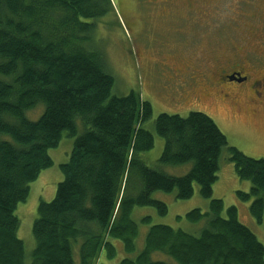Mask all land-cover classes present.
Listing matches in <instances>:
<instances>
[{
  "label": "trees",
  "instance_id": "trees-1",
  "mask_svg": "<svg viewBox=\"0 0 264 264\" xmlns=\"http://www.w3.org/2000/svg\"><path fill=\"white\" fill-rule=\"evenodd\" d=\"M113 11L112 0H0V264H27L16 211L28 200L30 184L54 165L48 151L65 133L74 139L73 149L60 165L64 180L55 198L40 201L29 264H77L74 245L78 264H96L104 251L114 259L115 241L134 253L135 208L154 207L165 215L167 204L153 194L176 191L185 200L194 195L195 184L210 200L209 210L193 209L186 218L206 220L202 230L190 234L153 225L142 251L120 264H169L153 260L155 252L177 264H264V245L241 222L239 208L230 206L223 216V200L213 198L226 151L238 178L251 182L249 192L237 191L238 198L253 200L251 214L262 222L264 158L232 146L206 113H161L154 120L165 140L159 162L192 166L180 177L151 167L144 157L155 146L145 128L153 116L151 103L135 92L114 95L116 80L104 54L88 48L98 19ZM40 103L44 111L29 120L26 112Z\"/></svg>",
  "mask_w": 264,
  "mask_h": 264
},
{
  "label": "rangeland",
  "instance_id": "rangeland-1",
  "mask_svg": "<svg viewBox=\"0 0 264 264\" xmlns=\"http://www.w3.org/2000/svg\"><path fill=\"white\" fill-rule=\"evenodd\" d=\"M112 1L114 11L98 19L88 48L104 54L108 69L116 80L114 95L127 96L135 92L151 103L153 116L145 128L154 134L155 146L144 153L147 163L176 177L188 173L192 163L170 166L159 162L165 140L156 133L154 120L161 113L186 117L195 111L211 116L232 146L250 157L264 158V115L255 120L244 106L230 112L207 98L182 100L177 79L161 61L167 55L169 64L184 67L180 61L199 60L210 71L217 62L226 61L243 48L264 54L261 42L264 40L258 38L259 33L264 32V0H198L199 7L192 12L186 8V0H173L174 4L169 7L167 0ZM43 111L44 105L40 103L27 111L26 116L36 121ZM77 123L79 132H83L81 120L78 119ZM73 145L74 139L65 133L59 146L48 151L54 165L42 171L39 178L30 184L28 200L17 208L16 214L21 221L19 237L25 245L27 264L32 261L36 247L32 230L40 201L50 202L55 198L58 185L64 180L60 165L69 161ZM218 177L213 186V198L223 200V216H226L228 207L237 206L241 222L251 228L264 245V217L262 222H258L250 211L253 200L244 202L237 196L239 190L249 192L251 182L238 178L235 164L228 159L226 151L220 160ZM153 198L165 202L168 213L161 215L156 208L149 206L135 208L133 219L139 225L136 251L129 254L121 241H115V258L109 259L104 251L96 264H120L124 258L135 259L144 248L146 234L153 225H168L190 234H198L206 225V220L193 223L186 218L193 209L209 210L210 200L200 195L198 184H195V193L189 199H178L176 191H158ZM146 217L148 222L143 221ZM74 250L78 264L77 245H74ZM152 259L177 264L163 252L153 253Z\"/></svg>",
  "mask_w": 264,
  "mask_h": 264
},
{
  "label": "flooded vegetation",
  "instance_id": "flooded-vegetation-1",
  "mask_svg": "<svg viewBox=\"0 0 264 264\" xmlns=\"http://www.w3.org/2000/svg\"><path fill=\"white\" fill-rule=\"evenodd\" d=\"M174 2L167 0V6ZM199 3L198 0H186L185 6L192 12L199 7ZM260 37L264 40V32L259 33ZM161 61L177 79L179 98L182 100L207 98L230 112L244 106L255 120H260L264 115V54L252 53L243 48L226 61L217 62L210 71L199 60L180 61L184 67L169 64L167 55Z\"/></svg>",
  "mask_w": 264,
  "mask_h": 264
}]
</instances>
